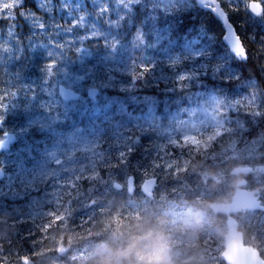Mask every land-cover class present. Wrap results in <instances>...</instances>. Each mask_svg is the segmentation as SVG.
<instances>
[{
    "label": "trees",
    "instance_id": "16d2710c",
    "mask_svg": "<svg viewBox=\"0 0 264 264\" xmlns=\"http://www.w3.org/2000/svg\"><path fill=\"white\" fill-rule=\"evenodd\" d=\"M39 4L25 0L23 9L0 7V34L14 24L19 38H12L13 48L5 36L0 40L1 51L11 47L16 52L0 60V94L18 91L19 75L36 70L37 60H47L48 49L56 52L47 45L51 40L70 48L62 63L84 73L85 88H98L99 101L92 104L97 96L87 98L88 105L74 111L73 120L58 118L46 131L28 122L30 107L8 104L0 113L6 123L16 119L20 126L14 131L17 143L1 156L6 176L0 181V264H51L61 250L64 256L73 248L83 256L77 258L81 264H171L163 259L164 246L170 247L172 264H226L221 258L223 217L210 210V203L229 201L240 178L246 187L258 188L264 200V16L253 15L247 0H220L247 52L245 60L231 53L213 7L196 0H133L127 7L117 0H78V16L82 13L90 24L71 32L66 31L74 23L67 7L75 13L73 6L66 0ZM102 7L109 11L101 14ZM8 11L14 19L5 15ZM21 11L34 15L25 19ZM31 18L43 22L47 34L35 35L40 30ZM56 25L64 31L57 34ZM92 32L95 39H82ZM77 46L83 49L81 61L75 58ZM122 51L131 53L130 63L120 59ZM140 65L150 70L138 73ZM181 75L190 78L180 84ZM199 94L225 101L213 109V119L201 132L157 124L158 118L195 105ZM134 96L140 102L124 107L108 100ZM96 122L92 137L105 143L104 159L90 155L91 164L63 182L32 178L30 168L39 165L44 148L62 140L61 132L86 130ZM127 147L133 150L126 163H117L118 150ZM65 152L61 148L60 157ZM80 154L84 159L87 153ZM237 166L250 170L233 175ZM129 177L136 181L132 196L124 187ZM151 177L158 184L146 194L141 184ZM117 181L120 190L113 187ZM45 187L57 189L58 195L36 206L32 194ZM234 217L245 242L264 257V210H243Z\"/></svg>",
    "mask_w": 264,
    "mask_h": 264
},
{
    "label": "rangeland",
    "instance_id": "374dc122",
    "mask_svg": "<svg viewBox=\"0 0 264 264\" xmlns=\"http://www.w3.org/2000/svg\"><path fill=\"white\" fill-rule=\"evenodd\" d=\"M4 0H0V4L8 3L3 2ZM13 1V0H10ZM41 0H39V3ZM44 4H47V0H43ZM78 0H75L72 2L71 0H66L67 5L73 6V9L76 10L75 13L72 12V7H67V15L72 17V21L75 22L76 19L79 17V7L77 5ZM80 16H82V13H80ZM37 20L31 18V22L35 24ZM90 24V21L88 18L84 17V22ZM7 34H0V40L5 36V39L7 43L13 48L12 44V38H17V35L9 36L8 31ZM14 53L15 50L13 49ZM231 51V50H230ZM239 51V50H238ZM49 52L54 53L57 56L58 62L62 63L64 61V56H60L59 53H56L55 51L49 50L45 53L47 56V60H37L36 61V70L32 72H24L22 76L19 75L18 77V86H20V89L18 91H12L16 92L17 95L11 96L10 92L7 95V100L5 103L12 104V105H24L26 107L32 108V116L29 118L28 122L32 123L34 125H41L43 127L42 130L46 131L48 126H53L54 122L58 118L63 117H69L71 120H73V112L77 109L84 108V106L88 105L89 98L87 95L85 96V99L81 102H73V103H65L60 100L58 93H57V86L59 84H65L68 87L71 88H77L79 90H84L86 93L89 89H97L95 87H87L85 88V85L83 84V81L85 79L83 72H74L71 71L67 66L62 63V65H59V67L55 70V74L47 78V73L45 66L49 63L50 57L48 55ZM125 51H122V56H120V59L125 62H131V53H124ZM232 53V52H231ZM28 56L30 53H27ZM235 56H243L239 53L237 55L234 53ZM83 56V52H76V59L78 61L79 57ZM82 59V58H81ZM79 59V61H81ZM119 60V59H118ZM120 61V60H119ZM23 67V66H22ZM26 68V66H25ZM25 70V69H24ZM27 73V74H26ZM35 74V76H32L31 74ZM84 76V77H83ZM46 78L48 79V83H45ZM99 94V91L97 92ZM95 98V97H93ZM109 103H116L117 105H120L121 107H124L123 104L125 103H138L140 102L139 98L136 96L131 97L130 99H124V98H113L108 99ZM107 100V101H108ZM98 100V96L95 99H92V104H95ZM195 105L191 106L188 109L182 110L180 107L178 110V113L171 114L169 118L164 119L163 117L157 119V124L164 128L166 125L173 124L176 126L179 130L184 131L189 134H196L198 132H201L204 126L207 124L208 121H211L213 119V109L217 107H222L223 102L222 100H218L215 97H205L204 95L199 94L196 95L194 98ZM38 108H42L41 111L38 110ZM50 109V110H49ZM54 109L55 113L54 116H48L47 113L51 112V110ZM49 112H46L48 111ZM100 112L99 110H95L93 113V118H99ZM55 119V120H54ZM13 120V119H11ZM54 120V121H53ZM11 123V122H10ZM15 123L8 124V127L14 126ZM99 125V122L91 123L89 126L86 127V130L84 127L81 126V128H74L68 133H63V138L60 140V142L56 143L54 146L46 147L42 150V159L39 162V165L33 169L30 168L32 178L42 180L45 178H50L51 183L54 184V180L63 182L64 180L70 178L71 176L77 174L79 171L84 170L87 166H89L92 162L91 156L92 152L87 151L85 154L88 159L85 160L84 163L73 166L72 172H61L59 177L46 175L48 172L60 169L62 167V161L55 159L51 154L56 153V158L60 157V149L66 148L68 151H71L73 148L71 147L72 144L75 143L76 140H78L80 143H83L84 145H90L94 139L93 135L96 133L97 126ZM46 128V129H44ZM243 153V152H242ZM80 158L82 159V154H80ZM154 192V191H152ZM150 192V194L152 193ZM149 194V193H148ZM58 195V191L55 188H47L42 189L38 194H32L33 196V202L38 206L39 203L45 200L50 199H56ZM237 221V220H236ZM238 223V222H237ZM164 249L166 252H163V259L168 263H173L171 255L167 252L170 247H165ZM64 250H61L60 255H56L55 259L51 262V264H81L83 260L77 259L78 257L82 258L81 254H76L74 248L70 249L66 252L64 256H61ZM80 252V251H79ZM78 252V253H79ZM263 257V256H262ZM264 258V257H263Z\"/></svg>",
    "mask_w": 264,
    "mask_h": 264
},
{
    "label": "water",
    "instance_id": "95a60500",
    "mask_svg": "<svg viewBox=\"0 0 264 264\" xmlns=\"http://www.w3.org/2000/svg\"><path fill=\"white\" fill-rule=\"evenodd\" d=\"M198 5H210L213 7V13L219 18L220 22L225 28V36L228 34L229 26L234 30V27L227 16L228 25L225 24L224 18L221 17L218 13L221 11V4L217 0H196ZM264 0H255V2H260ZM216 11V12H214ZM218 12V13H217ZM251 12V11H250ZM252 13V12H251ZM253 14V13H252ZM235 36H237L234 30ZM240 40V38H239ZM227 45L229 46L232 53L233 44L232 41L226 40ZM241 42V41H240ZM239 50V51H238ZM237 53L243 55V50L238 49ZM63 89L68 93V98L65 99L60 95V90ZM97 89H89L87 91V96L93 98L97 95ZM57 93L60 99L64 102H72L80 99L81 94L75 89L66 86L65 84H59L57 86ZM0 122V126H1ZM2 140H6V147L3 150H0V155L10 149L12 145L17 142V136L13 132L5 134ZM250 170V167H234L231 170L233 175H239L246 171ZM6 176L4 168L0 165V181H2ZM246 181L244 178H241L237 181L235 190L227 202H212L209 205L210 210L215 214H224L226 215V233L224 234V248L221 253V258L226 264H264V258L260 254V251L254 246L245 242L244 234L242 230L239 229L238 223L234 217L235 214L240 213L243 210L248 211H262L264 210V204L259 196V190L257 188H247L245 187ZM157 186V178L151 177L145 179L141 188L144 193H150L154 191ZM113 187L116 190L122 188V184L115 182ZM127 193L129 195H134L136 192V181L134 177H129L126 180L124 185Z\"/></svg>",
    "mask_w": 264,
    "mask_h": 264
},
{
    "label": "snow or ice",
    "instance_id": "6c2138e0",
    "mask_svg": "<svg viewBox=\"0 0 264 264\" xmlns=\"http://www.w3.org/2000/svg\"><path fill=\"white\" fill-rule=\"evenodd\" d=\"M133 0H117L118 4H122L125 7H127L128 4L132 3ZM218 3H220V0H217ZM48 3H51V0H48ZM25 5V0H13V3H4L3 5H0V7H2L3 9H7V10H11L14 9L15 7H20V8H24ZM38 7L43 8L45 7V4L43 2V0H41L40 4L38 5ZM247 8L249 11H251L253 13V15L255 16H264V4L260 3V2H255V0H247ZM212 10V9H210ZM229 10L231 11H235L237 10L235 7H231ZM109 11V9L107 7H102L100 9L101 14L103 13H107ZM213 11V10H212ZM216 12V11H214ZM218 13V12H217ZM221 17L224 18V22L226 25H228V21H227V12L221 7V11L218 13ZM5 15L8 18L14 19L12 12L8 11L5 13ZM21 17L25 18V19H29L31 16H33L34 14L32 13H27L25 11H21L20 12ZM84 22V17L80 16L76 19V21L74 23H72V27L68 28L66 31L67 32H71L74 28L80 27ZM16 25H11L8 29V35L9 36H13L15 35L14 33V29H15ZM34 27L36 29H39V32H35V35H41V34H47V26L43 23V22H39L36 21L34 24ZM55 31L58 34L61 31H64L63 27L61 25H56L55 26ZM96 33L92 32L87 34L86 36H84L82 39L86 40V39H95L96 38ZM17 40L19 39L18 37L16 38ZM226 40H231L232 44H233V50L235 52V54L237 55V50L238 49H242L243 50V44L240 42L239 37L235 36L234 34V30L230 28L229 26V31L228 34L225 36ZM137 40L142 41V37L141 36H137ZM82 41H79V43H81ZM48 47L50 49L55 48L56 49V53H59L60 56H63V53L65 51L70 50L66 49L65 44L64 43H60L59 41H49L47 43ZM112 51L115 52L116 50V44L113 43L112 44ZM12 48L11 47H4L3 48V52L4 53H10L12 52ZM76 52H82L83 49L80 48L79 46H77L75 48ZM49 57H50V61L49 63L45 66L46 69V73H47V78L52 77L55 74V70L57 68V64H58V60H57V56L52 53L49 52L48 53ZM242 59H247V52L246 50H243V56H238ZM174 63H176L174 61ZM150 68L147 65H140L137 68V72L138 73H144L146 71H149ZM46 78L45 83H48V79ZM137 78H139V75H137ZM190 77L187 75H181L178 78V83L182 84L184 81L188 80ZM11 96H16L17 93L16 92H12L10 93ZM60 95L63 96L65 99L68 98V93L61 89L60 90ZM7 100V95L5 94H0V113H3L5 111H7V107L8 104L5 103V101ZM3 121V116L0 115V122ZM104 144L105 143H100L97 141H93L90 145H84L83 143L78 144L76 147H74L71 151L69 152H65L63 154L62 157L56 158V153H52L51 155L58 160L62 161V167L60 169L48 172L46 175H51V176H55V177H59L61 172H72L73 166L75 165H79L85 162L86 159H88L87 156L84 157V159L80 158V150H83L84 152L87 151H91L93 156H98L101 159H104ZM6 147V140H2L0 139V150H3ZM97 149H100V151H96ZM132 147H127L123 150H118V159H117V163H126L127 161V157L128 155L131 154L132 152ZM111 152V149H109V153Z\"/></svg>",
    "mask_w": 264,
    "mask_h": 264
},
{
    "label": "flooded vegetation",
    "instance_id": "af4514ba",
    "mask_svg": "<svg viewBox=\"0 0 264 264\" xmlns=\"http://www.w3.org/2000/svg\"><path fill=\"white\" fill-rule=\"evenodd\" d=\"M7 45H9L8 43H6ZM11 53V52H10ZM10 53H4L3 51H1V49H0V60H3L6 56H9L10 55ZM76 89V88H75ZM76 91L77 92H79L80 94H81V97H80V99H78L77 100V102H81L82 100H84L85 99V95H84V91L83 90H79V89H76ZM61 100V99H60ZM62 101V100H61ZM76 102V101H75ZM11 123H15L14 124V126H12V127H8L7 125L8 124H11ZM11 123H6V121H4V119H3V121H2V123H1V126H0V139H3L4 138V136H5V134H7V133H9V132H13V133H15L16 134V136H17V140H18V137H19V135H17V133L16 132H14L15 130H16V128H18V127H20L17 123H18V121L16 120V119H13V120H11ZM17 143V142H16ZM15 143V144H16ZM13 146V145H12ZM10 149H11V147H10ZM10 149L8 150V151H6V152H4V153H2L1 155H0V165L3 167V163H2V158H1V156L3 155V154H5V153H7V154H10ZM8 156H10V155H8ZM4 168V167H3ZM5 170V169H4ZM224 181H223V183H224V191H225V194H226V162H225V165H224ZM245 181H246V179H245ZM247 182V181H246ZM259 196H260V199L262 200V202H264V200L261 198V193H260V190H259ZM226 202V201H225ZM215 214V213H214ZM215 215H221L222 217H223V221H224V226H225V232H226V215H224V214H215ZM224 232V233H225ZM224 235V234H223Z\"/></svg>",
    "mask_w": 264,
    "mask_h": 264
}]
</instances>
